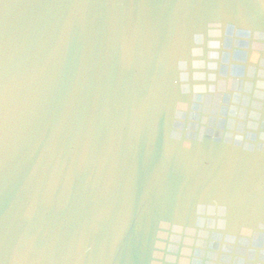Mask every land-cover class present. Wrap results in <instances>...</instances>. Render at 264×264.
<instances>
[{
	"label": "water",
	"instance_id": "95a60500",
	"mask_svg": "<svg viewBox=\"0 0 264 264\" xmlns=\"http://www.w3.org/2000/svg\"><path fill=\"white\" fill-rule=\"evenodd\" d=\"M0 264H264V0H0Z\"/></svg>",
	"mask_w": 264,
	"mask_h": 264
}]
</instances>
